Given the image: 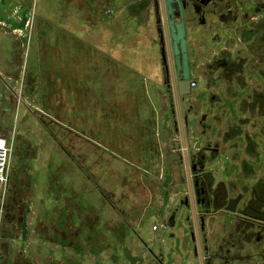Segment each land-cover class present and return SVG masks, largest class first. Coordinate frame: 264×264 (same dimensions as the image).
<instances>
[{
    "label": "crops",
    "instance_id": "obj_1",
    "mask_svg": "<svg viewBox=\"0 0 264 264\" xmlns=\"http://www.w3.org/2000/svg\"><path fill=\"white\" fill-rule=\"evenodd\" d=\"M38 1H43L45 8L55 10L56 17L59 18L56 25L49 23H46L48 26L45 27L38 25L34 7L35 2L36 6L38 5ZM74 9L76 12L73 11ZM49 13L50 10L44 13L45 18ZM87 16L89 18L93 16L95 23L99 19L98 23L102 22L101 27L106 29L111 23L117 22L121 28L127 27L128 40L124 45L129 49L124 53L128 51V55H134L135 60L138 59L136 68H132L134 73L127 68L131 65L127 64L124 59L120 60L118 55L112 51V53H109L104 48L99 47V44L94 45L93 37L89 38L87 33L83 32L82 27L87 28L88 26L85 24L88 25L90 20L85 19ZM155 20L152 0H0V49L4 58L3 63L8 66L13 64L12 68L7 67V69L12 72L15 71V74L18 73V77L22 76L21 78H24V61H22V67L19 68L18 65L14 64L10 55H12L13 50H19L18 40L22 41L24 39L23 44H26L27 25L25 24L32 21L34 27L32 32H28L30 35L28 46L31 48L34 64L33 67L30 66L29 70L32 71V78L41 82L40 85L46 86L48 89L53 88L47 92L48 104L56 103L64 106L63 108H67L69 102L66 99L70 94L69 90L74 84L79 88L83 87V80L78 77V73L81 72L74 64L79 65L80 63L79 67L83 70V66L86 65V63H83L84 54L92 55V57H96L93 62L97 68L94 70L100 72L101 69L106 73L104 79L100 81L104 91H102L101 96L95 97L100 98V101H98L100 109L104 106L108 107L109 110L112 109L111 113L107 114L108 117L104 116L105 119L103 120L109 124L113 117L115 102L113 100L114 94L110 96L109 91L107 93L105 88L114 87L116 78H123L119 73L121 69L137 76V80L136 78L132 79L131 84L127 85L132 90L128 94L131 109L134 108L133 113L131 112L130 115L121 113L117 117L114 114L113 120H116L118 129L115 128L112 133L108 129H100L98 122H95L92 118L82 117V115L79 116V121L73 127L68 121L58 122L59 118L55 119L46 114L47 118L69 132L68 135H72L73 138L54 139L58 143V148L65 152L72 165L74 164L76 173L77 169L85 174L88 171L87 166L89 164L87 161L90 159L83 160L88 150L91 152L94 149L97 150V154H95V157L92 156L91 159L96 162L97 166L107 164L109 179L113 185L118 187L113 186L112 190L109 189L104 193V198L109 203L110 215L115 213L117 217L110 216L108 209L99 212L95 223L91 225L90 238L83 240L81 243V246L89 247V250L85 249L88 255L84 258L83 252L85 251H81L79 247L76 254H82L78 257L80 260L73 261L74 256L71 257L68 251L70 248L75 247V242H73L75 239L73 240L67 224L59 229L57 228L61 224L59 221L56 224L53 222L48 224V219L51 221V215L60 210L58 209L59 205H54V207L49 201L60 197V192L56 190L53 194L50 192L42 213L38 212L40 215H35L38 210L31 204L27 187L24 191L21 187L24 183L22 173L20 175L17 173L16 179L10 183L8 192L3 191L0 184V264H18L15 261L19 258H24V264H48L47 260L51 258L47 256V251L53 246L51 236L58 247L54 259L63 264H146V262L149 263L152 260L148 259L146 261V249L144 250L143 244H146L157 258L162 257V264L191 263L189 254L184 249L188 253L192 252V245L187 237L193 219L188 222L187 226V223L183 222L187 212L183 210L179 212L180 217L176 219V224L172 228V222H169V206L175 202L181 190V188L179 190V187L172 189L174 185L179 183L176 180L179 176L176 171H178L183 159L181 155L186 154L185 158L187 159L189 153H193L201 145V141L198 140L196 135L191 134L192 130L189 133L185 130L175 132L171 117H168L169 114L166 112L167 117L164 118L162 112L158 110V102L160 103V100L162 102V99L161 97L160 100L156 98L153 88H164V85L163 75L160 82H157L156 78L157 71L160 69L162 71V62L159 46L157 45ZM141 21L142 26H138ZM77 24H79L78 27H76ZM2 27L12 28L20 35L15 37L16 34L2 31ZM137 28L141 39L139 41L134 36L131 40V32H136ZM90 30L92 31V29ZM22 34H24V37H22ZM111 34L109 32L105 33V35ZM192 39L194 42L198 40L195 35L192 36ZM124 53L123 56L125 57ZM36 72H41L43 75L35 74ZM10 78H6L9 79L8 81L5 80L9 85V82H12ZM90 79L92 81V78ZM133 82H135L134 85ZM109 83L112 85H109ZM92 86L94 85L90 82L88 87L91 88ZM94 88L98 87L95 86ZM140 99L148 101L149 112L143 107H141L143 111L139 110ZM97 113L93 115L97 116ZM100 113L103 114L102 111ZM167 120L170 121L167 123ZM116 131L118 133L114 134ZM95 132H97L96 135ZM67 141L70 142L69 145H67ZM83 141L88 145L83 144ZM236 141L235 139L232 143ZM222 160L226 161L225 158ZM116 166L117 170L114 168ZM22 169L23 171L25 169L23 164L22 167L18 168V171L22 172ZM237 174H235V178H237ZM26 182L31 183L30 180ZM93 183H95V180ZM150 183L154 184L150 185ZM133 184L139 188V191L142 186H145L146 191L142 196L148 200L146 206L140 204L139 208H135L136 206L127 208L122 204L120 210L113 207L115 204L112 206L108 193H112L114 199L117 197L121 200L125 196L131 197L130 192L134 187ZM147 184L150 185V188ZM102 212L107 213L106 223L101 219ZM222 214V211H217L204 216L206 238L210 235H217L213 247L219 246L221 235L228 232L227 228L230 221L232 222L230 220L231 216H227L223 224L219 223L217 225L216 218ZM196 215L199 225V219L204 214L199 215L196 211ZM35 216L37 220L39 219L38 226L34 222ZM100 222L108 226L100 230ZM40 225H42V228ZM47 226L52 229L53 233H49L50 230L49 232L45 231ZM154 226H157L156 230L152 229ZM32 230L40 233L35 236ZM196 231L200 237L202 250L203 242H206L203 239L205 233L203 234L199 228ZM24 233H26V237H18L19 234L23 236ZM41 233L42 235L45 233V235L40 237ZM29 234L30 236L27 239ZM100 237L108 239L103 246L100 244ZM76 241L80 244L78 239ZM66 248H68V251ZM25 250H28V252L25 253ZM43 253H45V256H43ZM40 255L42 257L37 258ZM203 257H205V253H203ZM214 264H218V262ZM255 264L259 263L256 261Z\"/></svg>",
    "mask_w": 264,
    "mask_h": 264
},
{
    "label": "flooded vegetation",
    "instance_id": "obj_2",
    "mask_svg": "<svg viewBox=\"0 0 264 264\" xmlns=\"http://www.w3.org/2000/svg\"><path fill=\"white\" fill-rule=\"evenodd\" d=\"M179 1L189 56L190 94L178 99L174 95L170 68L167 75L161 58L164 53L168 60L169 53L161 0H152L163 85L173 130H192L201 145L189 153L187 165L181 155L176 171L179 183L172 188L181 190L169 206V222L174 221L173 214L176 217L183 210L191 213L192 207L204 214L200 217L203 223L204 216L222 211L217 225L227 216L232 222L217 247H213L217 235L206 238L204 227L201 229L206 241L200 250L205 253L203 260L209 264H264V0ZM193 35L198 39L195 42ZM3 62L0 49L2 71L7 69ZM5 80L0 73V87L11 91ZM4 112L0 107V120ZM39 117L43 126L47 124V117ZM133 186L131 197L121 200L108 193L112 206L118 210L122 204L127 208L146 206L148 200L142 196L145 186L140 194ZM230 202L233 212L226 209ZM143 247L146 261L152 260L146 264H162V257L157 258L146 244Z\"/></svg>",
    "mask_w": 264,
    "mask_h": 264
},
{
    "label": "rangeland",
    "instance_id": "obj_3",
    "mask_svg": "<svg viewBox=\"0 0 264 264\" xmlns=\"http://www.w3.org/2000/svg\"><path fill=\"white\" fill-rule=\"evenodd\" d=\"M34 7L37 15L36 18L37 23L38 25H40V27L48 26L46 23L52 25L57 24L59 18L56 17L55 10L45 8L43 1L41 2L38 1L37 6L35 2ZM49 10L50 13L46 15L45 18L44 13ZM73 11L76 12L75 9ZM93 16H91L90 18L89 16L85 17V19L87 20L90 19V20L88 25L85 24L86 26H88L87 28L82 27L83 32L87 33L89 38L93 37L94 45L99 44V47L104 48V50L108 51L109 53L111 51L114 52L116 55H118V58L120 60L124 59L127 64L131 65V66H127V68L131 70L132 68L135 69L138 59L136 58L135 60L134 55L133 56L128 55V51L127 53H124L126 52L127 49H129L124 45L128 40L127 27L123 29L120 27V24L117 22V23H111L110 26H108L106 29L105 27H101L103 25L102 22L98 23L99 19H97V23H95ZM144 21L145 20L143 19V22ZM25 25H27L26 26L27 31L25 35L27 37L26 44L25 43H24L25 45L23 44L24 39H22V41L18 40L17 42H18L19 50L16 51L13 50L11 52L12 55H10L13 58L14 64L18 65L19 68L22 67V61H24V65H23L24 78H21L22 76L18 77V73L15 74L14 73L15 71L12 72L9 69L0 72L5 79L11 77L10 79L13 80L12 82H9L11 86L10 88L11 91L8 90L4 91L0 87V107H2V109L5 110L4 115L1 116V120H0V138H5L8 144L11 146V154L8 160V169L6 172V182L1 184L2 186L1 188L3 191L8 192L10 189L9 188L10 183H12V181L16 179L15 176H17V173L18 175L22 173L21 176L24 183L21 185V187H23V191L26 187L27 190H29L28 194L31 197V204L33 205L34 208H36V210H38L35 213V215L38 216L42 213L43 206L46 205L45 201L46 199L49 198L50 192L52 194L54 193L55 190L60 192V197H57L56 199H52V201H49L52 204V206L59 205L58 209L60 210L59 212H56L54 215H51V221L48 219L49 222L48 224H52V222L56 224L59 221L61 222V224L59 227H57L58 229L62 227L64 224L68 225L71 236L73 240L75 239L73 241L75 242V247L70 248L69 251L68 248H66V250L70 252L71 257L74 256L72 258L73 261L74 260L79 261L80 259H78V257H80L81 253L76 254V252L80 247L81 251H85L83 252V257L86 258V255H88L86 253V250H89V247H83L81 246V243L83 240H87L90 238L91 225L95 223L97 214L105 210L102 208H105L106 205L105 202L104 204H101V199L98 195L99 192L97 191L98 187L93 183V181L95 180L94 176L92 175L93 177L91 176L90 179L89 177H87L85 173H82L79 169H77V172L79 174L75 172L76 168L74 169L75 167L73 166L74 164L72 165L68 155L58 148L57 141L54 139L51 133H49V131H47L46 128L42 125L39 115H41L42 117H46L47 114L52 118L55 119L59 118V120H57L58 122H62V120L68 121L70 125H72L73 127H75L77 121H79L80 118L79 116L82 115V117H88L94 119L95 122L99 123L100 129L102 130L108 129V131L112 133V131H114V129L118 127L116 120H113L114 114H116V117L119 116V114L121 113H126L130 115V113L134 110V108L131 109V106L129 104L130 96L128 92L132 90L127 85L131 84L132 79L136 78L137 80V76L133 74L134 70H132L133 73H130L121 69L119 73L121 76H123V78L122 77L116 78L114 87L105 88V91H107V93L109 91L110 96L113 94L114 97L116 96V98L113 97V100L115 102V109L114 112L112 113L113 115L112 120L109 122V124L108 122H106L108 125L103 120L105 119L104 116L108 117V115H106V112L107 110L109 112V108L104 106V108L100 109L98 106V101H100L99 100L100 98L97 99L95 97V96H101L102 91H104V88L102 87V84H100V81L104 79L106 73L104 72V70L101 69L100 72L94 70L97 68V66L93 62L96 60L95 56L92 57V55L89 56L87 54L86 55L84 54L83 63H86L87 66L84 65L83 70L82 68L79 67L80 63L79 65L74 64L76 68H78V70H80L81 72L78 73L79 75L78 77L79 78L81 77V79L83 80V85H82L83 87L79 88L74 84V86L69 90L70 94L66 99L69 102L67 108H63L64 106L56 103L48 104L49 101L47 99L48 98L47 92L49 90H52L53 88L48 89L46 88V86L44 87L40 85L41 82L38 81V79L32 78L33 74L32 71H30L31 69L29 70V68L31 65L33 67L34 61L31 55V48L30 46H28V42H30L29 40L30 35L28 34V32H32L34 23L32 21H28ZM78 25L79 24H77L76 27H78ZM138 26H142V21L138 24ZM2 28H3L2 31L16 34L15 37H18V35H20V33H17L15 30L13 31L12 28H5V27ZM90 29H92V31ZM138 30L139 29L137 28L136 32H131L130 35L131 40L134 36H136L140 41L141 38L139 36ZM107 32L112 34L105 35V33ZM22 35H23L22 37H24V34ZM123 53L125 54V57L123 56ZM59 54L61 55V53ZM100 62L99 65L101 64ZM12 65L13 64H9L8 66L5 64L4 67L12 68ZM157 73H158L156 77L157 82H160L163 72L160 69L159 71H157ZM35 74H40L41 76L43 75L41 74V72H36ZM90 78H92V81ZM89 79L90 81H88ZM8 80L6 79V81ZM90 82L94 85L91 88L88 87V84H90ZM134 83L135 82H133V85ZM109 85L112 84L109 83ZM95 86L98 88H94ZM153 89L156 98L160 100L161 97L162 99V102L160 100V103L158 102V100H156L158 102V110L162 112L164 118L167 117L165 114L166 112L169 114L168 117H170L171 107L167 99V92L165 88L157 87V89L155 88ZM140 101L141 103L139 105V110L143 111L141 109V107H143L146 108L145 110L149 112L147 106V104H149L148 101L143 99L142 100L140 99ZM101 111L105 115L101 114L100 113ZM111 111L112 109L110 110V113ZM95 113H97V116L93 115ZM48 119L51 120L50 118ZM169 121L167 120V123ZM166 125L168 126V124ZM96 133L97 132H95V135ZM116 133L118 132L116 131L114 134ZM22 164L25 169L24 171L22 169V172H20L18 171V168L20 166L22 167ZM114 168L117 170V166ZM88 176L90 175L88 174ZM43 178L45 180H41ZM27 180L28 181L30 180L31 183H27L26 182ZM41 181L43 182L41 183ZM86 182L87 184H85ZM152 184L154 183H150V185ZM106 214H107L106 212L101 213V219L104 223H106ZM110 216L117 217L115 213H112V215ZM38 220L36 217L34 221L37 226L39 224L37 223ZM40 226L42 228V225ZM107 226H108L107 224L104 225L102 222H100V230L105 229ZM57 228L56 231L58 230ZM45 231L49 233H53L52 229L49 228L48 226L47 229H45ZM38 233L40 232H37L36 230L34 231L35 236ZM45 233L43 235H45ZM20 235L21 234H19L18 237H24L26 233H24L23 236ZM43 235L41 233L40 237H42ZM29 236L30 234L27 236V239ZM50 239L53 242L52 243L53 246L51 247V249H49V251H47V256L51 258L47 260L48 264H63V263H59L58 260L56 261V259H54V255L56 254V252H58V247H57V243L54 242L55 240L53 239L52 236L50 237ZM77 239L78 242H80V244L77 243L76 241ZM26 252H28V250H25V253ZM43 256H45V253H43ZM39 257L42 256L40 255L37 258ZM23 259L24 258H19V260L17 259L15 262H18V264L19 263L24 264ZM91 260H95V259H91ZM73 264H78V263H73Z\"/></svg>",
    "mask_w": 264,
    "mask_h": 264
},
{
    "label": "water",
    "instance_id": "obj_4",
    "mask_svg": "<svg viewBox=\"0 0 264 264\" xmlns=\"http://www.w3.org/2000/svg\"><path fill=\"white\" fill-rule=\"evenodd\" d=\"M161 6L165 23V35L169 46L168 60L166 59V55L164 53L161 55V58L167 75L169 74L170 68L171 77L174 80V95L176 99H178L179 97H185L190 94V65L186 41L184 16L179 0H161ZM175 18L178 19V22L175 21ZM185 155L186 154H184L183 156L184 160L186 159ZM184 162L185 164H187V160H185ZM239 198L240 197H238V199ZM235 202L236 201H234V203ZM231 203L232 202L229 203L226 209L230 212H233L234 207ZM178 217H180V214H178L176 217H174V214L172 215L171 218H173L174 220L171 224L172 228L175 226L176 219ZM187 219H193V224L191 225V228L189 230L190 232L187 237L191 242L192 252L188 253L187 250L184 249V251L189 254V259L191 261L190 264H209L207 260H203V255L200 251V237L198 236L196 231V229L198 228L200 229V231L201 229H203V220L199 219L200 223L198 225L196 211L193 207L192 212L188 213L185 217V220L183 221L184 223H187L188 226ZM214 261L215 260H213L212 262Z\"/></svg>",
    "mask_w": 264,
    "mask_h": 264
},
{
    "label": "trees",
    "instance_id": "obj_5",
    "mask_svg": "<svg viewBox=\"0 0 264 264\" xmlns=\"http://www.w3.org/2000/svg\"><path fill=\"white\" fill-rule=\"evenodd\" d=\"M107 112H108V110H107ZM107 112H106V115H107ZM108 113H110V110ZM45 123H47V124H44V127L46 129H48L49 132L51 131L50 133L54 136V138H56V140H62L65 137L73 138L72 135H68L69 132H67L65 129L61 128L60 126H58L53 121L45 118ZM70 140H72V139H70ZM69 144H70V142L67 141V145H69ZM83 144L88 145V143H86L85 141H83ZM85 154L86 155H85V158L83 160H85L87 158L90 159L89 161H87V163L89 165L87 166L88 169L86 168L88 170V171H86V175L89 174L90 176H88V177L90 179H91L92 175L94 176V178H95L94 184L98 187L97 191L100 193L99 197L101 199V203L104 204V202H105V205H106V207L102 208V209H105V211L108 209L109 210L108 213H111L109 207L107 206L108 201L106 200V198H104L105 197L104 193H106L109 189L112 190L113 186L116 187L117 185H113L112 181L109 179L110 175L108 173L109 168L107 167V164H102V165L97 166L96 162L91 160L92 156L95 157V154H97V150L94 149V151H92V152L90 150H88V152H86ZM85 184H87V182ZM74 220H75V218H74ZM67 227H68V225H67ZM107 240L108 239L105 237H100V244H102V246H103V244L106 243Z\"/></svg>",
    "mask_w": 264,
    "mask_h": 264
},
{
    "label": "built area",
    "instance_id": "obj_6",
    "mask_svg": "<svg viewBox=\"0 0 264 264\" xmlns=\"http://www.w3.org/2000/svg\"><path fill=\"white\" fill-rule=\"evenodd\" d=\"M193 87V84H191ZM11 154V146L8 144L5 138H0V184L6 182V172L8 169V160ZM153 230L157 229V226L152 228Z\"/></svg>",
    "mask_w": 264,
    "mask_h": 264
}]
</instances>
